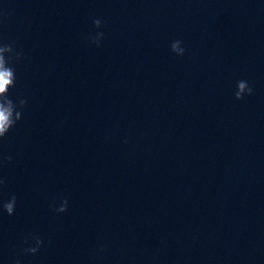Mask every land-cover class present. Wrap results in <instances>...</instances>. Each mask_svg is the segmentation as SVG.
Here are the masks:
<instances>
[{
    "label": "clouds",
    "instance_id": "9594fccd",
    "mask_svg": "<svg viewBox=\"0 0 264 264\" xmlns=\"http://www.w3.org/2000/svg\"><path fill=\"white\" fill-rule=\"evenodd\" d=\"M8 13L6 11H0V25H2L7 18ZM93 24L95 28L100 29L102 27V21L100 19H94ZM104 37V33L97 31L95 35L89 37L91 43L97 47L100 46V42ZM171 52L177 56H184L186 49L182 47L181 40H175L170 44ZM23 58V50H17L15 41L5 43L0 39V141L8 135L9 131L16 126V124L22 119V113L26 107L28 101L26 98L17 97L14 101L9 96V90L16 85V68L15 65ZM253 93V88L249 86L246 80H240L237 82L236 91L234 93L236 100H242L246 95L250 96ZM12 157L5 156L0 153V168H3L5 164L11 163ZM6 184V178L0 176V187ZM17 204V197L12 194L8 200L0 201V211L7 213L8 216L15 214ZM68 200L61 199L58 203L52 205L53 210L57 214H62L68 209ZM50 243V241H49ZM44 246V240L41 236L35 233H28L22 240V248L20 255L23 256H35L39 253L40 249ZM98 251L102 252L103 247ZM11 264H22L19 258H13Z\"/></svg>",
    "mask_w": 264,
    "mask_h": 264
}]
</instances>
